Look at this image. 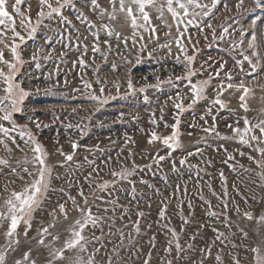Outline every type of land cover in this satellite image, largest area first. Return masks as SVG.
<instances>
[{"label": "rangeland", "instance_id": "rangeland-1", "mask_svg": "<svg viewBox=\"0 0 264 264\" xmlns=\"http://www.w3.org/2000/svg\"><path fill=\"white\" fill-rule=\"evenodd\" d=\"M51 2L55 6V0ZM74 2L89 20L99 25L100 20L97 16L87 7H81L80 0ZM100 2L108 7L106 0ZM203 2L210 3V0ZM12 3L13 0H9V4ZM25 5H30V9H26ZM39 8V0H24V4L21 5L22 11L32 17L33 24ZM63 14L72 21V25L61 24L59 17L45 19L37 27L36 32L29 36L28 32L20 27L17 16V31L25 37L24 41L16 39L13 42V33L10 30L6 31L4 36H0V39L5 41L4 44H0V50H3L6 60L15 62L10 48L19 45L17 51L22 63L17 64L19 71L16 78L29 93L24 101L23 113L14 114V118L18 124L28 123L32 133L47 151L48 163L53 168V190L48 193L49 198L44 202V211L34 214L27 239L23 236L25 226L23 223L20 224L17 229L21 233L20 244L17 251L9 252V264H12L14 259H19L28 249L32 250V258L37 264H45L46 258H50L49 250L37 245L33 237H36L40 227L46 226L53 219L49 213L55 212L59 219L56 228L50 231L58 233L61 237V241L53 247L61 246L68 235L65 229L79 215L73 209L72 200L69 199L75 197L78 203H82L79 189L88 197L93 212L97 211L96 205L100 206V215H105L102 209L108 205L96 197H104L105 200L116 199L117 217L121 215L119 205L131 209L129 214L132 220L137 219L135 214L137 208L144 213V218L140 222L141 235L137 236L133 232L132 241L125 239L122 246L121 255L125 258L130 257L128 264H144L149 251L152 254L150 264H162L166 259H172V264H192V261L199 259L200 248L215 239V233L211 230L213 227L224 232L226 237L221 238L223 244L220 240L216 241L218 247L212 248L213 258L222 248L220 254L224 258V264H232V255H239L241 264H248L243 258L248 256L250 259L251 254L244 251L245 245H264V225H258L256 219L249 221L243 217L246 211H251L254 217L264 214L262 213L264 187H257L254 183L259 181L258 173L261 169L248 159L249 156L257 160L261 157L258 152L240 144L232 137L233 128L237 126L244 128L243 117L246 116L253 124L264 120V59L256 64L255 72L247 61L243 63V70L236 61L243 60V55H249L253 63H256V57L251 55V49L248 48L253 32L257 36L256 43L260 56L264 58V0H261V6H257L255 0H243L242 4L240 0H220L211 16L196 18L202 31L194 26L188 27L181 43L188 55H195L192 67L197 75L192 77V81L209 78L211 80L205 91L206 98L201 99L180 116L181 147L171 152V155H168L170 150L161 142L149 144L148 140L153 130L163 136L172 133V128H165L164 124L170 126L175 123L173 101L168 100V96L177 89L169 84L161 85L162 91L147 88L145 92H140L139 89L146 84H155L156 76L165 80L169 73L173 74V79L184 74L182 72L185 63L184 53L179 51L175 43L178 35L175 19L166 9L162 19L157 18L156 12L152 11L151 24L156 28V38H150L149 33L144 32L143 28L137 29V35L133 37V30L123 20L112 21L116 31L121 33V42L117 43L114 37L111 38L109 50L104 43L108 38L101 30L98 46L101 53H104L102 56L93 52L95 40L88 31L87 24L77 20L70 8L66 7ZM104 19L107 21V17ZM208 22L211 23V28L206 27ZM138 23L143 24L142 21ZM225 27L228 28L227 33L223 31ZM75 29H79V36ZM169 31L170 35H165ZM69 34L71 40L68 39ZM141 35L144 37L143 40L139 39ZM188 36L192 37L191 41ZM125 37L128 40L126 46L123 43ZM133 39L136 40L135 44ZM5 44L9 47H5ZM164 44L168 47H161ZM80 58L84 60L83 65L79 63ZM0 67L4 65L0 64ZM4 70L8 71L6 67ZM229 76L233 88L227 87ZM145 77L147 79H144ZM129 80L135 89L134 93L128 88ZM241 81L249 90L245 96L248 111L241 108L242 102L239 97L243 94V89L237 90L235 87ZM221 82L226 90L218 98L225 106L221 108L214 105L212 112L207 114V107L217 98ZM178 83L184 105L187 106L191 98L189 87L183 80ZM86 84H91V88H87ZM100 87L105 89L103 96L108 97V103L103 106L89 99V94L93 91L100 95ZM0 95L3 93L0 92ZM145 95L149 98L147 104L143 99ZM153 112L157 126H153L149 120ZM120 113L124 115L121 117ZM201 116H204L203 120L200 119ZM213 116L215 121L212 119ZM29 118L39 121L41 127L37 129L33 123L28 122ZM193 122L196 127H189ZM213 124L219 136L216 132L208 134L202 130L203 127H211ZM80 128L84 129L83 135ZM129 137L130 142L127 139ZM73 142L79 145L75 151L71 147ZM7 143L12 151L9 152L0 146V158L7 159L11 167H17L18 162H22L25 157L31 159L33 153L30 150L25 148V151L21 152L11 141ZM17 143L23 146L18 137ZM253 147H256L255 143ZM58 149H62L65 154L73 155V160L65 161ZM161 156L164 157L163 160L158 159ZM182 160L184 163H181ZM133 161L137 167L135 175L129 179L135 186L134 192L133 185L128 181H120L118 177L112 176V171H119L122 167L132 168ZM61 162L64 163V167L58 166ZM94 168L98 169V174ZM221 172L224 181L221 180ZM89 173L92 175L91 184L85 179ZM105 182H108L109 187L101 191L98 185ZM23 186L24 182L13 175L9 167L0 166V205L11 191L19 192ZM5 188L8 191H5ZM225 188L227 195L224 194ZM213 192L216 195H213ZM133 196L135 201L132 200ZM252 196H256L257 199H251ZM245 197L248 198L247 203ZM205 201L211 203L210 208ZM189 202L192 205L191 209L188 207ZM60 203H65L66 208L70 209L68 220H64L59 212L57 206ZM225 203L228 205L227 209L224 208ZM165 205L166 219L160 221L159 213ZM236 205L240 206V214L235 212ZM210 211L219 214L218 217L209 216ZM224 213L229 218L227 221L224 220ZM107 215L112 213L109 212ZM181 215L189 221L184 225L181 244L186 248L187 237L193 233L198 235L193 241L195 250L181 253V259L177 260L175 248L171 256L164 252L167 240L171 239V236L165 235V229L158 227L157 222L166 223L170 220L171 226L180 232L183 223ZM108 223L106 221L99 226L104 228L105 233ZM225 223H231L232 227L230 229L225 227ZM115 224L116 227L122 226L119 219ZM201 224L205 225L202 229ZM148 225H151V228H148ZM6 227L7 222L0 228V246L5 245L3 233ZM99 227L95 230L97 236H100ZM241 228L248 233L247 239L240 232ZM124 231L127 233L129 230L125 228ZM153 235L156 237L154 248L149 243ZM111 239L116 240L117 237L112 236ZM51 240L52 237L48 236L45 243ZM103 240L107 243L109 237L105 235ZM107 246L109 249L112 247L111 244ZM137 246L141 249L139 254L136 253ZM103 251L104 249H101V252ZM69 255L71 253H65V256ZM55 264L65 262L56 260Z\"/></svg>", "mask_w": 264, "mask_h": 264}, {"label": "snow or ice", "instance_id": "snow-or-ice-1", "mask_svg": "<svg viewBox=\"0 0 264 264\" xmlns=\"http://www.w3.org/2000/svg\"><path fill=\"white\" fill-rule=\"evenodd\" d=\"M80 2L81 7H87L90 12L97 16V18L100 20L99 25L89 20L88 17L76 7L74 0H55V6H53L51 0H39L40 8L37 12L34 24L32 17L27 15L26 12L22 11L21 9V5L24 4V0H13L12 4H9V0H0V36H4L5 32L10 30L13 33V42L16 39L24 41L25 37L22 36L19 31H17V16L19 17L20 27L27 31L29 36L36 32L37 27H39L45 19L50 20L55 17H59V22L61 24L72 25V21L63 14V10L67 7L75 13V18L77 20H79L81 23L87 24V29L92 33L95 40V43L93 44V52L100 53L102 56H104V53H101L100 47L98 46L99 32L101 30L108 38L104 41V43L107 45L109 50H111V38L114 37L117 43L121 42V33L116 31L115 26L111 23L112 21L123 20V22L133 30V37H136L137 29L143 28L144 32L149 33L150 38H156V28L151 24L150 13L155 11L157 18L162 19L166 9L176 21L178 35L177 38H175V43L177 44L179 51L184 53L185 63L183 64L182 68V72L184 74L177 75L175 76V79H173V74L169 73L165 80H161L159 76H156L155 84H146L144 87L140 88L139 91L145 92L147 88H156L157 90L162 91L161 85L163 84H169L177 89L175 93L168 96V100L173 101L175 109L173 119L175 123L170 126L166 123L164 124L165 128H172V133L170 135L163 136L153 130L148 140L149 144H153L157 141L161 142L167 149L170 150L168 155H171V152L176 151V149L181 147L180 116L184 113V111L191 109L192 106L197 104L201 99L206 98L205 91L211 80V78H209L197 82L192 81V77L197 75L192 67L193 62L195 61V55H188L185 52L184 45L181 43V41L184 38L185 32H187L189 26L200 28V24L196 22V18L211 16L213 10L217 8L220 0H210V3H205L203 0H163V2H160V0H106L108 7L103 6L100 0H80ZM240 2L242 4L243 0H240ZM255 3L257 6H261V0H255ZM25 8L30 9V5H25ZM105 17H107V21H105ZM138 21H142L143 24H139ZM253 24H255V21H253ZM181 26H183V28H181ZM168 27L169 29L171 28L170 25ZM206 27L211 28V23H206ZM75 30L79 36V29ZM200 30L202 31L203 29L200 28ZM223 31L227 33L228 28L225 27ZM165 35H170V31L165 33ZM222 38L223 37H221V39ZM68 39H72L70 34ZM139 39L143 40V35H141ZM188 39L191 41L192 37L188 36ZM256 40V33L253 32L250 37L248 48L251 49V55L256 57V63H253L249 55H243V53H241L243 55V60L236 61V64L241 66V70H243L244 61H247L251 66L252 71L255 72L257 70L256 64L260 63L261 59H264L260 56ZM4 43L5 41L0 39V44ZM123 43L125 46L127 45V37L123 39ZM135 43L136 40L133 39V44ZM5 47H9V45L5 44ZM18 47L19 45H15L10 48L15 62L6 60L4 58L3 50H0V64L4 65V67H0V92L3 93V95H0V146H3V148L11 152L12 149L7 143V141H11V143L14 144L21 152H24L25 148H27L33 153V155L31 159L25 157L22 162H18L17 167H11L7 159L0 158V166L9 167L10 172L24 182V186L19 192L14 190L11 191L9 196L4 199L3 204L0 205V228H3L5 226V222H7V227L3 233L5 236V245L0 246V264H9V252L17 251V246L20 244L19 237L21 235L17 229L21 223H23L25 226L23 236L25 239L28 238V231L31 229L34 214L44 211V202L49 198L48 193L53 190V168L48 163L47 151L37 140V137L32 133L31 129L28 127V123L18 124L14 118V114L23 113L24 101L29 95V93L22 86L21 81L17 80L16 78L19 71L17 64L22 63L20 54L17 51ZM161 47H168V45L164 44L161 45ZM86 52L87 46L85 45L84 53ZM177 62H180L179 56H177ZM79 63L83 65L84 60L80 58ZM5 67L8 69V71L4 70ZM114 67L115 66H113V68ZM216 75H219V73H216ZM144 79H147V77ZM182 80L185 81L186 85L189 87V93L191 96L187 106L184 105L181 93L179 91L180 84L178 82ZM86 87L91 88V84H86ZM227 87H234L233 83H231L230 76ZM235 87L237 90L243 89V94L239 97L242 102L241 108H243L245 111H248L249 109L245 101V96H247L249 90L244 86L243 81L235 85ZM128 88L133 93L135 92L131 80L128 81ZM117 89H119L118 85ZM225 90L226 89L223 86V82H221V87L218 90L217 98L213 99L211 101V105L207 107V114L212 112V106L214 105H219L221 108L225 106L224 102L218 98ZM104 91V87H100V95H96L95 91H93L89 94V99L95 101L100 106L106 105L108 103V97L103 96ZM143 99L146 104L149 103V98L147 95H145ZM164 103L166 104L167 101ZM161 113H163V107H161ZM123 115L124 113H120L121 117ZM162 118L163 117L161 115V119ZM200 119L203 120L204 116H201ZM212 119L215 121V116H213ZM149 120L153 126H157L154 112L151 114ZM243 120L245 125L244 128L241 129L239 126L233 128L232 138L237 139L240 144L252 148L253 151L259 153L261 159L257 160L253 156H249L248 159L255 163L257 168L261 169V171L258 173L259 181H254V183H256L257 187H264V147H261V145H264V120H259L254 124L249 121L246 116L243 117ZM28 122L33 123L37 129L41 127L39 121L31 120V118H29ZM205 123H207V121H205ZM238 124L239 120L237 121V125ZM69 127H71V125H69ZM77 127L79 128V126ZM189 127H196V124L193 122L189 124ZM228 127L231 128L232 125H228ZM79 130L81 135H83L84 129L80 128ZM202 130L208 134L216 132L214 124L211 127H203ZM189 135H191V133H189ZM216 135L219 136L220 134L216 132ZM17 137L23 142V146L20 143H17ZM127 139L130 142L131 138L129 137ZM254 143L256 147H253ZM78 146L79 145L75 142L71 144L73 151H75ZM58 151H60V154L64 156L65 161L70 162L73 160V155L65 154L62 149H58ZM241 155L244 154L241 153ZM233 158L234 157H229V159ZM158 159L163 160L164 157L161 156L158 157ZM181 163H184V160H182ZM58 166L64 167V163L61 162ZM136 167L137 166L133 161L132 168L122 167L119 171H112V176L118 177L120 181H128L129 184L133 185L134 192L135 186L129 178L135 175ZM241 167H243V165H241ZM93 170L98 174V169L94 168ZM220 177L222 181L225 180L222 172L220 173ZM85 179L89 182V184H91V173H89L88 177ZM114 186L115 181L113 182V187ZM98 187L101 191H104L108 189L109 184L108 182H105L98 185ZM5 191H8V189L5 188ZM60 191L63 192V189ZM212 194L216 195L215 192ZM224 194L227 195L226 188ZM79 195L82 198V203H78L75 197H69V199L72 200L73 209L78 212L79 215L65 229L68 235L62 241L60 247H53L54 244L61 241L60 235L50 231V229L56 228L59 219L55 212L49 213L53 219L50 220L46 226H42L37 230L36 237H38V239L33 237V239H36L37 245L43 246L49 250L50 258H46L45 264H55L56 260L64 261L65 264H128V259H130V257L125 258L121 255L122 246L124 245L125 239L129 240L130 242L132 241L133 232H135L137 236L141 235L140 222L144 218V213L137 208L135 213L137 219L132 220L131 215L129 214L131 209L124 205H119L121 215L117 217L115 215L117 211L116 199L105 200L104 197H96L97 200H100L102 203L108 205L102 209L105 215H100V206L96 205L97 211L93 212V206L89 204L88 197L84 194L82 189H79ZM217 198L220 199L219 196ZM201 199H203V196H201ZM244 199L245 203H247L248 198L245 197ZM251 199L256 200L257 197L252 196ZM132 200L135 201V196L132 197ZM205 203L208 204L209 208L211 207V203L209 201H205ZM57 207L59 212L63 215L64 220H68V213L70 209L66 208L65 203H60ZM166 207L167 206L165 205L164 209H162L159 213L160 221H164L166 219ZM188 207L189 209L192 208L190 202ZM227 207L228 205L225 203L224 208L227 209ZM109 212H111L112 215H107ZM235 212L240 214L241 209L239 205L235 206ZM262 213H264V210H262ZM208 215L211 217H218L219 214L214 211H210ZM223 215L224 220L227 221L229 219L227 214L224 213ZM126 216L127 219H125ZM243 217L249 221L256 219L258 225H264V214L254 217L251 211H246L243 213ZM117 219L121 221V227H116L115 221ZM181 219L183 223L181 225L180 232H177L176 229L171 226L170 220H168L166 223H160V221L157 222L158 227L165 229V235L170 234L171 236V239L167 240L164 252L168 256H171L173 248H175V258L177 260L181 259V253L195 250L193 241L197 239L198 235V233H193L192 235L188 236L185 240V248L180 241L182 238V233L184 232V225H186L189 221L182 215ZM106 221L109 222L107 233H105L104 228L99 227ZM224 226L229 229L232 227L231 223H225ZM98 227L100 236L95 234V230ZM147 227L151 228V225H148ZM203 227H205V225L201 224L200 228L202 229ZM125 228L129 230L127 233L124 231ZM211 230L213 233H215V239L208 242L204 247L200 248V257L198 260L192 261V264H224V258L220 254L223 249L221 248L213 258L212 248L213 246H217V240H220L221 244L224 243L221 238L225 237V233L221 232L215 227H213ZM239 230L243 234L244 238L247 239L248 233L242 228ZM105 235L109 237L107 243H105L103 240ZM257 235H259V232H257ZM48 236H51L52 240L46 244L45 240ZM112 236H116L117 239L112 240ZM155 239L156 237L153 235L149 241L151 247L153 248L155 247ZM108 244L112 245L110 249L107 246ZM233 246L235 247V245ZM225 247H227V245H225ZM101 249H104V251L101 252ZM140 251L141 249L137 246L136 253L139 254ZM244 251L251 254L250 259L248 256L243 258L248 261V264H264V245H245ZM66 252L71 253V255L65 256ZM229 255H232V253H229ZM151 259L152 254L151 251H149L146 254L144 264H150ZM183 259H187V257H183ZM12 264H37V261L32 258V250L28 249L22 253L19 259H14ZM162 264H172V259H166L165 261H162ZM232 264H241V257L239 255H232Z\"/></svg>", "mask_w": 264, "mask_h": 264}]
</instances>
